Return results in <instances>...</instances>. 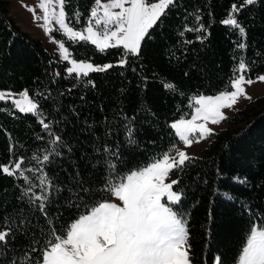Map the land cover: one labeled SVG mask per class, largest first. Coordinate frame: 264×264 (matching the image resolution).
<instances>
[{
	"label": "trees",
	"instance_id": "16d2710c",
	"mask_svg": "<svg viewBox=\"0 0 264 264\" xmlns=\"http://www.w3.org/2000/svg\"><path fill=\"white\" fill-rule=\"evenodd\" d=\"M243 2L176 0L149 30L138 55L68 40L75 58L113 65L77 79L59 73L63 63L19 26L10 1L0 0V89H27L42 113H0V165L11 167L22 157L27 172L0 171V226L12 229L7 242H0V264L19 262L25 253L39 264L52 229L66 228L92 199H109L103 189L110 159L123 174L171 153L180 143L172 121L192 115L195 95L228 89L241 59L247 76L264 72V0L234 14L244 36L221 23L233 4L239 8ZM95 5V0H66L64 8L70 22L81 25ZM197 15L206 31H187L198 27ZM121 59L127 63L121 66ZM129 127L134 143H129ZM50 132L61 141L56 154L43 161L53 147ZM45 174L51 181L48 215L40 211V201L24 194L31 186L40 195ZM174 176L179 180L174 188L183 194L179 208L188 215L193 264H215L217 256L223 264H237L251 227L264 222V97L228 117L227 127L213 135L202 155L175 169ZM68 189L80 198L69 203Z\"/></svg>",
	"mask_w": 264,
	"mask_h": 264
},
{
	"label": "snow or ice",
	"instance_id": "6c2138e0",
	"mask_svg": "<svg viewBox=\"0 0 264 264\" xmlns=\"http://www.w3.org/2000/svg\"><path fill=\"white\" fill-rule=\"evenodd\" d=\"M50 2L51 0H41L39 7L44 10L43 15L36 17L45 21L42 27L47 32L59 31L71 42H91L100 51L122 46L127 57L128 54H139L141 43L149 34V30L157 25L176 0H108L105 3L95 0L97 7L90 11L87 26L83 31L74 30L70 26L72 17H68L64 11L66 0H59V10L53 9L52 18L49 14ZM255 3L256 0H244L239 8L233 4L228 17L221 23L237 29L241 36H244L246 30L234 14ZM35 9L36 6H33L30 10L35 12ZM195 19L198 27L186 30L206 31L205 26L199 23L201 17L197 15ZM53 23L55 28L48 27ZM238 47L244 49L246 45L241 43ZM59 48L61 59L71 65L66 69L67 73L75 74L77 79L81 75L86 77L90 72H102L113 67L111 64L101 67L84 61L77 62L70 59L71 53L63 42L59 43ZM125 63L126 59L119 61L121 66ZM246 70L247 65L241 59L235 69L238 75L230 82L231 91L225 90L214 96L200 95L194 98L191 118H181L170 125L179 141L190 147L193 142H199L200 139L211 135L212 130L207 125L209 122L218 124L226 119L223 109L233 107L241 96L251 98L247 96L243 86L245 83H253L251 79H245ZM257 79L264 81V76ZM165 87L173 90L175 85L166 84ZM20 95L21 99L11 101L15 109L21 113L42 116L38 111V104L29 98L27 89ZM6 96L11 97L12 93L0 91V101L5 100ZM40 123L45 130L50 129V124L45 123L43 119ZM49 134L53 135L51 132ZM127 135L129 143H134L133 128H128ZM60 141V136L53 135L50 142L53 147L43 155V161H48L50 155L56 154L54 146ZM172 150H175V156L165 152L149 164L123 174L117 171L116 164L111 159L107 161L109 174L105 178L103 190L118 198L121 203L112 202L107 197L99 201L92 199L91 205L85 207L84 213L66 228L60 226L59 230H51L46 244L40 249L39 264H193L194 258L191 256V245L188 242V215L179 208L183 194L173 190L179 180L165 182L174 169L184 166L193 157L176 149L175 145ZM110 155L118 159L117 153ZM22 163L21 157L11 167L0 165V171L10 176L19 172L20 176H24ZM24 178L28 179L26 176ZM40 187L43 189L40 195H35L31 186L24 194L29 196L30 200L40 201V211L48 215L45 202L49 199L47 192L51 188V181L47 179L46 174L40 179ZM83 191L87 193L88 189ZM68 193L69 203H72L73 196L80 198L79 193L73 192L72 189H68ZM11 235V228L0 231V242L6 243ZM32 251L35 252L36 249L33 248ZM25 261L32 264L29 253H25L19 262L13 260L12 264H25ZM215 264H223L221 257H215ZM237 264H264V222L251 227L246 243L238 254Z\"/></svg>",
	"mask_w": 264,
	"mask_h": 264
},
{
	"label": "rangeland",
	"instance_id": "374dc122",
	"mask_svg": "<svg viewBox=\"0 0 264 264\" xmlns=\"http://www.w3.org/2000/svg\"><path fill=\"white\" fill-rule=\"evenodd\" d=\"M9 1H10V7H11L12 15L17 20L19 26H21V28L23 30L29 32L33 36L40 38L43 41V43L45 44V46L48 48V50L54 55L55 59H57L59 62L63 63V67L61 69H59V73H63L66 76H70L67 73L66 69L71 66L68 61L61 59V54H60L61 50L59 48L60 42H63L65 44V47H67L69 49V51L71 53L70 59H75L77 62L84 61L86 63H91L94 66H101L102 67L103 65H106V64H97V63H94L93 61L87 60V59L75 58L72 55L71 49L69 47V43L67 42L68 40L65 36H63L59 31H55V30L52 31L51 33L47 32L45 30V28L42 27V25L45 24V21L43 19H37L36 18L38 16L43 15L44 10L39 7L41 0H9ZM105 2H108V0H101V3H105ZM149 2H158V0H149ZM33 6H36L35 12L30 10ZM95 7H97V5H95L94 8ZM53 9H55L56 11L59 10V0H51V2L49 3L50 18H52L51 13H52ZM98 10L102 11V9H98ZM64 11H65V8H64ZM65 13H66V11H65ZM88 20H89V18H88ZM88 20L81 25L73 24L70 21H69V23H70V26H72L74 28V30L83 31L87 26ZM48 27L55 28L56 25L53 23V24H49ZM141 45H142V43H141ZM107 64H111V63H107ZM260 76H264V72H262L256 76H253V77L247 76L245 74L246 80L251 79L253 81L252 84L245 83L243 85L245 88V92H246L247 96L251 97V98L248 99V98H245L244 96H241L238 99L237 103L233 107L223 109L222 111H223L226 119L222 120L218 124H211L209 122L207 125L212 130L211 135H207L205 138L200 139L199 142H193V144L190 147L185 146L184 143L180 141V143L176 146V149L185 151L191 157L201 156L203 151L210 145L212 138H213V135L215 133L222 132L227 127L228 117L234 115L237 111L245 108L246 105L250 101L255 100L257 98H260V97H264V81L257 79ZM225 90L231 91L232 89H231V87H229L228 89H225ZM225 90H223V91H225ZM0 91L12 93L11 97L6 96L5 100L0 101V113L13 114L14 110L19 111L18 109H15L13 107L11 101H12V99H21L22 97H21L20 93L22 91L17 92V91H13L10 89H0ZM219 93L220 92L213 94V95H205V94H200V95L214 96V95H217ZM200 95H195L193 97L192 103L194 101V98H196ZM29 98H30V96H29ZM181 118L190 119L191 116H183ZM181 118H178V119L172 121V123L181 119ZM199 122H202V121H198V123ZM170 155L175 156L176 155L175 150H173L170 153ZM22 169L25 170L24 175H27L26 169L25 168H22ZM174 170L171 172L170 176L166 179V181H165L166 183L171 182L172 180H176V177L174 176ZM173 190L176 191L174 186H173ZM109 200H111L112 202H115L117 204L121 203L118 198H115L112 195L110 196ZM256 226H258V225H256ZM6 229H8L6 226H0V231H5Z\"/></svg>",
	"mask_w": 264,
	"mask_h": 264
}]
</instances>
